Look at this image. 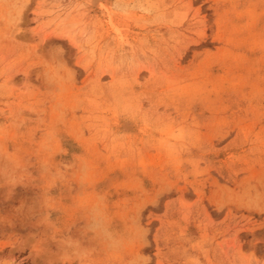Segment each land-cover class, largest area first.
Segmentation results:
<instances>
[{
	"label": "rangeland",
	"instance_id": "obj_1",
	"mask_svg": "<svg viewBox=\"0 0 264 264\" xmlns=\"http://www.w3.org/2000/svg\"><path fill=\"white\" fill-rule=\"evenodd\" d=\"M0 264H264V0H0Z\"/></svg>",
	"mask_w": 264,
	"mask_h": 264
}]
</instances>
